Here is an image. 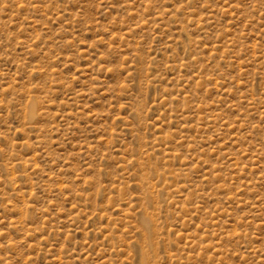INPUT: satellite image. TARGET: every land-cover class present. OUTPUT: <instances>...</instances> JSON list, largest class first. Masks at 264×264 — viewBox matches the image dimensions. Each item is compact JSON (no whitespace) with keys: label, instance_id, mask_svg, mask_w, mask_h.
<instances>
[{"label":"rangeland","instance_id":"374dc122","mask_svg":"<svg viewBox=\"0 0 264 264\" xmlns=\"http://www.w3.org/2000/svg\"><path fill=\"white\" fill-rule=\"evenodd\" d=\"M0 264H264V0H0Z\"/></svg>","mask_w":264,"mask_h":264},{"label":"bare ground","instance_id":"6f19581e","mask_svg":"<svg viewBox=\"0 0 264 264\" xmlns=\"http://www.w3.org/2000/svg\"><path fill=\"white\" fill-rule=\"evenodd\" d=\"M144 262V261H143Z\"/></svg>","mask_w":264,"mask_h":264}]
</instances>
